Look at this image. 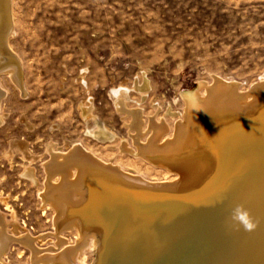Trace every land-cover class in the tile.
I'll return each instance as SVG.
<instances>
[{
	"label": "bare ground",
	"instance_id": "obj_1",
	"mask_svg": "<svg viewBox=\"0 0 264 264\" xmlns=\"http://www.w3.org/2000/svg\"><path fill=\"white\" fill-rule=\"evenodd\" d=\"M16 31L14 0H0V77L28 96L24 61L10 42ZM203 87L184 96L173 130L155 111L145 119L141 98L153 89L147 76L111 92L135 145L123 142L121 154L178 174L172 183L146 182L80 144L66 153L48 144L43 178L33 166L24 176L29 186L44 183L39 206L54 231L31 235L18 224L9 198L2 200L8 213L0 210V264H7L8 251L19 252L21 260L30 253L32 264H264V82L247 94L218 79L205 96ZM131 92L140 96L135 105ZM8 94L0 85V105ZM94 108L93 102L80 106L84 121L93 122L86 134L99 143L114 142L116 135ZM169 113L176 118L174 110ZM145 125L150 136L142 141ZM49 243L54 251L44 249Z\"/></svg>",
	"mask_w": 264,
	"mask_h": 264
},
{
	"label": "rangeland",
	"instance_id": "obj_2",
	"mask_svg": "<svg viewBox=\"0 0 264 264\" xmlns=\"http://www.w3.org/2000/svg\"><path fill=\"white\" fill-rule=\"evenodd\" d=\"M14 12L17 31L10 42L24 61L28 96L0 77L9 93L0 105V210L8 213L1 201L9 198L18 224L33 236L54 231L39 206L44 183L29 186L24 176V169L33 166L43 178L48 144L61 153L80 144L146 182L179 178L121 154L123 142L131 149L135 145L129 120L116 113L113 90L131 88L147 76L153 89L141 98L147 104L145 119L155 111L173 130L184 112V96L200 84L205 96L217 79L236 83L242 94L264 82V0H14ZM131 99L135 105L140 96L131 92ZM90 102L95 116L116 135L114 142L99 143L86 134L93 122L84 121L80 106ZM144 132L142 141L150 136L146 125ZM68 239L69 245L75 243L74 236ZM49 244L44 249L54 251ZM8 253L7 264H32L30 253L25 260L17 251Z\"/></svg>",
	"mask_w": 264,
	"mask_h": 264
},
{
	"label": "clouds",
	"instance_id": "obj_3",
	"mask_svg": "<svg viewBox=\"0 0 264 264\" xmlns=\"http://www.w3.org/2000/svg\"><path fill=\"white\" fill-rule=\"evenodd\" d=\"M249 226H251V225H249Z\"/></svg>",
	"mask_w": 264,
	"mask_h": 264
}]
</instances>
